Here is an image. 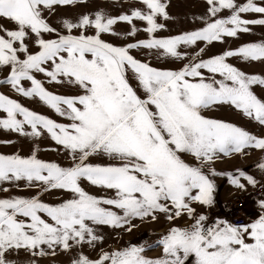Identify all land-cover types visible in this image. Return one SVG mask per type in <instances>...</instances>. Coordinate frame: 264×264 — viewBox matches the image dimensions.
I'll use <instances>...</instances> for the list:
<instances>
[{
	"label": "snow or ice",
	"instance_id": "snow-or-ice-1",
	"mask_svg": "<svg viewBox=\"0 0 264 264\" xmlns=\"http://www.w3.org/2000/svg\"><path fill=\"white\" fill-rule=\"evenodd\" d=\"M90 2L0 0V143L30 145L0 152V264H264V71L232 62L264 64V38L211 51L264 0H203L176 31L169 0ZM218 178L238 217L213 213Z\"/></svg>",
	"mask_w": 264,
	"mask_h": 264
},
{
	"label": "rangeland",
	"instance_id": "rangeland-1",
	"mask_svg": "<svg viewBox=\"0 0 264 264\" xmlns=\"http://www.w3.org/2000/svg\"><path fill=\"white\" fill-rule=\"evenodd\" d=\"M243 2V0H241ZM130 4H135L136 0H129ZM97 7H107L110 11L113 12V14H117L121 9L118 6L113 5V0H91L90 2V8H97ZM169 12L172 16L177 17V22L172 23L169 25V27L173 30H179V29H186L191 27V24L187 21L186 17L190 13H200L203 11V0H169ZM126 24H119L117 26L118 30L124 31L127 29ZM252 35L242 34L241 38L238 40H234L231 38H228V42L225 45L217 44L214 48L211 49L212 52H217L225 47H232L235 48L238 45H240L242 42L247 41H258L262 38H264V28L260 26H254ZM166 34V33H165ZM138 38L143 39L145 38V35L143 33H140ZM233 63L239 64L241 67H243L246 71L249 72H255L260 73L264 71V64L259 63H252V64H242L239 61L233 60ZM7 91V89H4ZM25 103H29L27 101H24ZM30 107H33L35 110L38 111H47L45 108H43L41 105L38 104H29ZM215 115H221L229 119L237 120L240 123H246L245 121L241 120L239 116L235 115L232 112L224 111L220 113H214ZM55 118V117H54ZM15 140L16 137L14 134L6 133L3 130H0V141L4 140ZM48 141L44 140L42 141V147H46L48 145ZM17 147H22L23 151L27 153L29 151L30 145L27 142H20L18 144L14 145H6L3 143H0V152H13L16 150ZM41 157L44 159H57L54 153L51 152H41ZM259 153H253L250 157L241 160V159H231V160H225L223 163H217V168L219 169H233L235 167H245L250 168L253 161L257 159ZM217 184L219 187L217 200L218 205L216 209H213V213H219L223 212V206L226 204L227 199L231 195H238L234 193V190L226 183V180L224 179H217ZM46 199H55V194L46 197ZM247 209L249 211H253V207L251 203L247 204ZM159 225H141L138 229H135L130 235H125L124 240H132L133 242L138 241L139 239L146 238L145 234L149 229H158ZM110 243H114V241H110ZM123 243V241H121ZM154 254V253H150ZM63 259V258H61Z\"/></svg>",
	"mask_w": 264,
	"mask_h": 264
},
{
	"label": "built area",
	"instance_id": "built-area-1",
	"mask_svg": "<svg viewBox=\"0 0 264 264\" xmlns=\"http://www.w3.org/2000/svg\"><path fill=\"white\" fill-rule=\"evenodd\" d=\"M238 201H239L238 195H231L227 199L226 205L228 206L229 209H231V213H229L230 215H234L236 217L240 215L239 209L241 204ZM245 207L247 208V205H245Z\"/></svg>",
	"mask_w": 264,
	"mask_h": 264
}]
</instances>
